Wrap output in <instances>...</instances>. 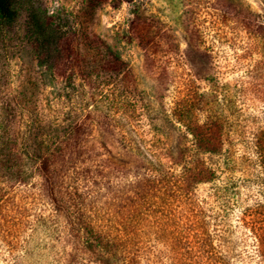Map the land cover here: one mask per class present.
Here are the masks:
<instances>
[{
  "label": "trees",
  "instance_id": "trees-1",
  "mask_svg": "<svg viewBox=\"0 0 264 264\" xmlns=\"http://www.w3.org/2000/svg\"><path fill=\"white\" fill-rule=\"evenodd\" d=\"M40 1L0 0V29L12 25L23 4L38 66L69 84L76 76L93 81L91 100L106 101L114 112L125 109L120 88L98 80L125 73L117 52L89 42L101 65L87 68L76 28ZM133 1L89 3L117 8ZM247 26L264 49V27ZM257 53L244 90L264 102V50ZM184 89L171 115L192 145L179 153L176 168L147 153L132 135L127 145L144 162L119 167L83 147L79 122L61 143L33 153L34 166L25 171L15 144L0 137V264H31L40 227L47 238L39 250L44 258L35 264H264V105L247 112L238 105V91L227 89L224 113L218 94L202 92L193 82ZM224 151L226 166L246 174L243 184L257 195L242 200V184L230 176L223 203L214 210L197 196L198 184L216 180L197 153Z\"/></svg>",
  "mask_w": 264,
  "mask_h": 264
},
{
  "label": "rangeland",
  "instance_id": "rangeland-1",
  "mask_svg": "<svg viewBox=\"0 0 264 264\" xmlns=\"http://www.w3.org/2000/svg\"><path fill=\"white\" fill-rule=\"evenodd\" d=\"M40 5L76 28L87 68L101 65L89 42L117 52L125 73L98 80L118 86L128 105L109 110L106 101L89 98L93 81L76 76L69 84L38 66L26 36L27 10L18 5L15 21L0 29V137L15 144L25 171L34 166L33 153L61 143L79 122L85 131L83 147L119 167L144 162L127 145L132 135L143 149H150L147 153L176 168L179 153L192 145L184 126L171 115L185 83L218 94L224 113L227 89L238 91V105L247 112L264 105L244 90L247 69L264 50L247 23L264 27V0H135L117 8L107 2L91 6L89 0H41ZM197 154L216 176L197 185V196L214 210L223 203L230 176L242 184L237 193L242 200L257 195L243 184L246 174L226 166L225 151ZM40 229L31 264L44 258L39 250L47 237Z\"/></svg>",
  "mask_w": 264,
  "mask_h": 264
}]
</instances>
